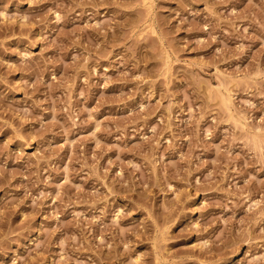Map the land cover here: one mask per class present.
<instances>
[{"label":"rangeland","instance_id":"rangeland-1","mask_svg":"<svg viewBox=\"0 0 264 264\" xmlns=\"http://www.w3.org/2000/svg\"><path fill=\"white\" fill-rule=\"evenodd\" d=\"M0 264H264V0H0Z\"/></svg>","mask_w":264,"mask_h":264}]
</instances>
